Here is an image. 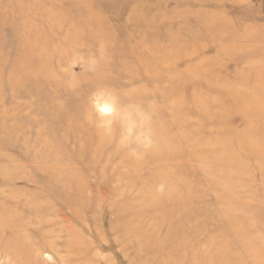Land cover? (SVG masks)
<instances>
[{
	"label": "rangeland",
	"instance_id": "1",
	"mask_svg": "<svg viewBox=\"0 0 264 264\" xmlns=\"http://www.w3.org/2000/svg\"><path fill=\"white\" fill-rule=\"evenodd\" d=\"M0 264H264V0H0Z\"/></svg>",
	"mask_w": 264,
	"mask_h": 264
},
{
	"label": "bare ground",
	"instance_id": "2",
	"mask_svg": "<svg viewBox=\"0 0 264 264\" xmlns=\"http://www.w3.org/2000/svg\"><path fill=\"white\" fill-rule=\"evenodd\" d=\"M108 98H109V97H108ZM108 98H107V99H108ZM109 99H110V98H109ZM110 104H111V103H110ZM115 105H116V104H115ZM102 110H104V111H105V110H111V107H110L107 103H104V104H103V107H102ZM107 113H108V112H107Z\"/></svg>",
	"mask_w": 264,
	"mask_h": 264
}]
</instances>
